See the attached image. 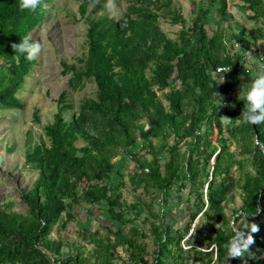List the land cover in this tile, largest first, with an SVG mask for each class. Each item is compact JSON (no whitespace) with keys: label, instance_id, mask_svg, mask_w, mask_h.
<instances>
[{"label":"trees","instance_id":"trees-1","mask_svg":"<svg viewBox=\"0 0 264 264\" xmlns=\"http://www.w3.org/2000/svg\"><path fill=\"white\" fill-rule=\"evenodd\" d=\"M101 1L79 2L84 51L62 62L69 89L90 81L94 95L74 109L63 90L37 138L26 131L22 167L35 176L18 186V203L0 195V264H224L233 221L259 230L251 255L227 264H264V124L242 123L240 87L252 77L249 61L264 63L256 44L264 0H240L252 12L250 33L219 28L233 18L227 0H198L190 25L172 0H126L118 18ZM54 2L31 11L0 0V108H22L19 93L38 60L12 44L38 41L32 32ZM160 18L180 23L174 37ZM220 66L228 69L217 73ZM33 116L39 122L36 109ZM84 206L107 217L82 227L86 243L64 253L50 233Z\"/></svg>","mask_w":264,"mask_h":264},{"label":"rangeland","instance_id":"rangeland-1","mask_svg":"<svg viewBox=\"0 0 264 264\" xmlns=\"http://www.w3.org/2000/svg\"><path fill=\"white\" fill-rule=\"evenodd\" d=\"M81 0H55L54 4L46 7V18L32 32L34 39L43 45L42 53L36 58L38 60L32 72V78L28 77L24 94H21L23 102L22 108L4 109L0 108V195L1 201L12 198L15 203L19 202L16 192L18 186H28L30 180L35 176L34 172L23 170L22 162L24 158L25 142L27 140L26 131L30 130L33 139L42 132L45 124L52 121L53 114L57 110L56 99L63 90H68V99L73 103V108L77 109L78 103L84 98L94 95L95 86L88 81L76 90H71L67 84L70 73H63V64L75 63L76 57L84 51L85 22L79 13V2ZM198 0H172V5L183 16L190 25L196 14V6H200ZM104 10L111 16L118 18L126 10V0H114V6H109V0H102ZM91 7V4H90ZM227 9L233 14L229 20L220 19L219 28L229 32L232 28L234 32L242 28L250 33L254 27V21L247 17L252 12L245 8L240 0H227ZM89 13V11L87 12ZM216 13L211 10L208 14L209 26L216 27ZM159 24L162 30L169 37H174L180 28V23L173 24L168 19L160 18ZM248 37L249 34H247ZM228 38V37H227ZM226 38V39H227ZM256 44L264 48V40L258 38ZM240 48L242 44L239 45ZM21 91V90H20ZM37 110L39 122H36L33 111ZM69 112L64 116L69 117ZM224 120V118H223ZM225 121V120H224ZM216 132V130H215ZM215 138V135L213 136ZM8 148H12L8 151ZM125 164V159L121 160ZM126 169L123 168L122 172ZM19 173L18 178L12 177ZM123 195L128 200L131 198L129 185L123 188ZM87 206L76 207V216L66 223L65 227L56 225L50 237L60 240L62 251L70 252L75 243H86L81 238L82 227L94 230L98 222L107 217L105 211L93 208V215L89 216ZM165 208V207H163ZM177 212V209H176ZM190 231V230H189ZM91 244L88 245L90 247Z\"/></svg>","mask_w":264,"mask_h":264},{"label":"clouds","instance_id":"clouds-1","mask_svg":"<svg viewBox=\"0 0 264 264\" xmlns=\"http://www.w3.org/2000/svg\"><path fill=\"white\" fill-rule=\"evenodd\" d=\"M42 3V0H20L21 9L35 11ZM109 6H114V0H109ZM13 50L17 53L25 54L28 60L36 59L43 51V45L39 41L29 42L26 37L19 43L12 44ZM254 66L252 77L247 83L241 84L243 88L242 99L246 103V108L242 112V123L251 125L264 124V63L257 64L254 59L249 61ZM224 120L230 121V118L224 117ZM248 228L249 232L244 229ZM259 229L256 224L244 223L243 227H236L235 222L232 224V235L224 245L226 254L224 264H227L229 258H240L249 252L250 246L254 243L251 233Z\"/></svg>","mask_w":264,"mask_h":264},{"label":"built area","instance_id":"built-area-1","mask_svg":"<svg viewBox=\"0 0 264 264\" xmlns=\"http://www.w3.org/2000/svg\"><path fill=\"white\" fill-rule=\"evenodd\" d=\"M227 69H228V66H220V67H217V68H216V72H217V73H223V72H225ZM229 94H230V92H228V93L226 94V97H228ZM224 103H225V101H224Z\"/></svg>","mask_w":264,"mask_h":264}]
</instances>
